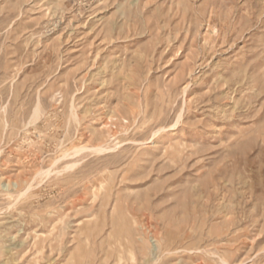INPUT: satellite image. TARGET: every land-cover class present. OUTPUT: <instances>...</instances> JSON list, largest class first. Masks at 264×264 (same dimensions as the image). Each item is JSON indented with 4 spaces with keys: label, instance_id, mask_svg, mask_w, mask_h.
<instances>
[{
    "label": "rangeland",
    "instance_id": "1",
    "mask_svg": "<svg viewBox=\"0 0 264 264\" xmlns=\"http://www.w3.org/2000/svg\"><path fill=\"white\" fill-rule=\"evenodd\" d=\"M0 264H264V0H0Z\"/></svg>",
    "mask_w": 264,
    "mask_h": 264
},
{
    "label": "bare ground",
    "instance_id": "2",
    "mask_svg": "<svg viewBox=\"0 0 264 264\" xmlns=\"http://www.w3.org/2000/svg\"><path fill=\"white\" fill-rule=\"evenodd\" d=\"M38 108V107H37ZM37 111V110H36ZM36 111H35V117L33 118L34 120H35V118L37 117V114H38V112L36 113ZM38 118V117H37ZM32 119V120H33ZM169 147V146H168ZM171 148V147H170ZM96 151H102V150H104V148H102V146L101 145H97L95 148H94ZM173 151V150H172ZM172 153V152H171ZM174 160V159H173ZM132 220V221H131ZM130 221L131 222H134V220H133V218L131 219ZM80 224L82 225V224H85V222L84 221H81L80 222ZM85 235L87 236L88 234L87 233H85ZM111 241H112V237H111ZM149 242V245H159V243H158V240H154V242L153 243H151V240L150 241H148ZM117 243L118 244H120L121 243V241H117ZM123 244V243H122ZM127 244V243H126ZM146 245H148V244H146Z\"/></svg>",
    "mask_w": 264,
    "mask_h": 264
}]
</instances>
